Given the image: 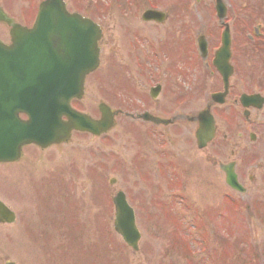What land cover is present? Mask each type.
Returning <instances> with one entry per match:
<instances>
[{
  "label": "rangeland",
  "instance_id": "374dc122",
  "mask_svg": "<svg viewBox=\"0 0 264 264\" xmlns=\"http://www.w3.org/2000/svg\"><path fill=\"white\" fill-rule=\"evenodd\" d=\"M41 1L0 0V8L8 16L17 18L16 21L19 22L20 13L24 17L32 15L37 11ZM64 1L69 12H77L81 15L93 11L91 5L93 7L105 5L101 0ZM165 1L159 0L158 4L162 8L167 5V10L170 12L176 3L169 1L164 3ZM214 1L190 0L189 12L186 14L188 17L184 19L189 27L190 44L201 31L205 33L209 48L217 44L221 29L217 27V20L214 17ZM223 2L228 10V23L232 13L237 11L239 24L232 36L237 39L235 63L238 72L231 80L233 95L227 104L219 109L220 114H217V160L213 158V148L196 150L193 143L194 126L186 123L181 135L173 138L176 146L172 158L175 161L176 171L180 173V179H185L183 177L187 172L185 167H191L196 162L202 164L205 169L203 187L204 183L198 184L197 179L190 178L186 182L183 197H189V202H186L191 211L199 210L200 213L214 214L215 208L220 207L218 205L223 202L225 196L238 204V208L234 209L237 210L236 214L234 211L232 214L228 211L226 212L228 214L220 213L217 220L214 217L212 222H201L205 229L209 225L208 232L212 236H209V240H213V235H217L215 244H212L213 242L210 244L211 249L213 245L217 247V264H231V262L242 264L250 261L251 256L253 259L251 264H264V108L259 113L250 112V124H247L242 117V109L239 106L236 109L229 108L233 98H238L241 94L251 92L264 94V31L261 32L263 35H260V39H255L251 44L247 43L251 34L257 30L256 27L264 26V0H223ZM247 7L253 14V26L246 33L245 29H241L244 26L242 20L245 21ZM118 10L113 5L108 13L112 19L100 25L103 29L100 42L101 65L95 74L87 78L84 97L80 102L75 103L80 111L95 119L99 118L97 105L106 99L103 93L105 71L103 56L105 57L109 49L114 48L113 45L119 46L120 39L124 36L120 34L118 24L114 29L115 25L112 21L118 18ZM92 19L96 23L102 20L99 15ZM135 20L138 21L136 18ZM174 21L178 19L174 18ZM6 38V28L0 24V40L5 41ZM252 50L254 55H251ZM211 57L212 55H209L208 58ZM232 64L234 66L233 62ZM201 69L204 67L200 68L201 74L197 72L190 77L188 86L189 91L194 92L193 95L201 94L198 96L200 97L196 107L198 109H202L208 95L215 90L217 84L215 75L210 76L209 71L203 74ZM202 74L204 76L200 77ZM260 86L263 89H260ZM212 111L216 120L215 111ZM130 127L129 121H125L121 116L118 118L117 127L105 138L96 139L74 134L70 144L57 146L45 152L29 147L25 153L24 163L21 162L18 166L20 173L17 171L12 173L9 171L10 167L0 165V201L11 208L16 215L14 226L0 225V264L8 261L15 264H57L58 259L62 261L60 264H171L173 260V264H187L180 256L182 251L180 242L179 251L170 252L169 249L171 239L167 240L168 235L171 232L178 234L176 231L179 230L178 227L165 221L159 208L155 209L152 205L151 200H154V196L151 185L154 186L156 181L152 178L150 164L142 166L141 174L145 178L144 181L133 171L134 163L140 158L138 151L140 147ZM249 133L256 136L255 142L249 141ZM224 135L227 141L223 144L220 140ZM231 151L235 153L233 157L230 156ZM180 153L182 155L178 158L177 155ZM210 157L217 163L236 161V173L239 182L247 190L246 194L239 195L226 187L222 174L214 167ZM57 172L63 173L61 180L56 176ZM73 172L79 177L73 179ZM111 179L115 181L113 185L108 184ZM50 186H54V189H48ZM56 187L59 190L56 191ZM45 190L46 193L52 191L54 196L58 195V200H54L51 205L55 207L57 213L50 207L47 209L49 212L45 210L41 213L39 210L42 207H35V199L38 198L39 193H45ZM66 190L74 193L73 201H71L72 197L66 194ZM118 191L125 193L135 211L137 228L141 234L138 252L126 247L113 231L114 210L110 201ZM209 191L212 193L208 196ZM165 195L168 200L173 201L170 192ZM34 197L36 198L33 199ZM69 201L71 203H68ZM42 202H45V199ZM245 205L249 207L246 208ZM183 206L184 203L180 205L175 202L171 214L177 219L182 218L183 215L188 216L186 220L189 222H185V226L181 227L185 234L189 229L188 225L197 222L191 221V212L187 210L185 213L181 208ZM73 207L75 210L71 209ZM79 208H81L80 213L77 212ZM232 215L239 219L238 222H230L233 220ZM25 222L29 224L25 225ZM61 222L65 223L61 224ZM82 224L87 229L84 237L74 230V225L79 229ZM104 225H107L109 230L106 233L103 231ZM30 231L33 232V242H27L26 234ZM191 231L194 230L190 228L189 234ZM43 232H46L44 241ZM199 232L202 233L201 230ZM233 238H237L234 245H232ZM191 245L196 249V244ZM27 246L30 248L32 258L28 261L25 252ZM240 250L243 252L242 257L239 256Z\"/></svg>",
  "mask_w": 264,
  "mask_h": 264
},
{
  "label": "flooded vegetation",
  "instance_id": "af4514ba",
  "mask_svg": "<svg viewBox=\"0 0 264 264\" xmlns=\"http://www.w3.org/2000/svg\"><path fill=\"white\" fill-rule=\"evenodd\" d=\"M102 1L106 6H102V9L98 11H90V16H101V22L99 24L97 23L100 26L102 23L112 19L109 17L108 13H110V8H112L113 5L116 6L119 10L118 18L112 20L115 25L114 29L116 28V24H118L120 34H124L125 36L120 39L119 46L113 45L114 48L109 49L105 57L103 56L105 65L103 74V93L106 98L104 104L115 112L117 117L123 116L125 121H129L130 128H132L134 137L137 139L140 147L138 148L140 158L134 163L133 171L138 178L144 181L145 178L141 174L143 170L142 166L150 164L153 174L152 178L156 181L154 186L151 185L154 196V200H151L152 205L155 209H163L169 207L172 202V200H168L165 193L170 192L172 194L174 189H177L179 193H184L186 182L190 178L197 179L199 182L198 184L204 183L202 187L205 185V169L202 167V164L196 162L192 164L191 167H185L187 172L186 175L183 176L185 178L183 180L180 179V173L176 171L175 161L172 158V155H174V146H176V142L173 141V138H177L176 136L181 135L185 123L193 125L195 129L197 123H190L188 118L197 115L209 102L207 100L202 109L196 108L198 106V99L200 98L198 96L201 94L196 96L193 95L194 92L189 91L188 86L190 77L200 72L201 67H204V69H201L203 74L209 71L210 76L215 75L217 83L216 88L209 94L208 99H210L212 94H217L222 91V81L219 74L212 67L211 58L201 60L197 55L194 45L189 42V27L184 19L188 17L186 14L189 12L190 0L165 1L164 3H168V1L176 3L172 8L173 10L169 12L166 5L163 8L164 10L161 11L162 14L160 19H152L149 21L143 20V17L147 12L153 11L160 6L158 4L159 0H113L111 7L107 6L108 0ZM142 8H144V10H142ZM232 16L230 17V23L232 22L231 26L229 25L230 23H228V10L224 23H217L218 28H223L224 24H227L231 35L230 64L233 67V76L229 83L228 99L233 95L231 80L235 77V73L238 72V67L235 63L237 39L232 36L235 33L234 29L239 24L237 20V11L236 13H232ZM135 18L138 21H136ZM174 18L178 19V21H174ZM251 18L252 16L250 14L249 16L248 14L246 15L247 29H251L253 26ZM100 28L103 33L101 26ZM263 31L264 30H262V32ZM247 32L249 31L246 30V33ZM256 32L257 30L255 33ZM256 35H259V31ZM250 40L252 41L250 43L254 42L252 37H250ZM3 42H5L4 44L7 46L10 44L8 35ZM216 49H218V42L214 47L208 48L207 56H213ZM251 55H254L253 50ZM203 74L200 77L204 76ZM259 88L263 89L262 86ZM202 91L203 94H205L204 88ZM254 94L264 97V94L261 95L258 92H251L248 95ZM112 106H114V108ZM116 106L118 107L116 108ZM237 107V97H234L229 108L236 109ZM219 109H221V106L217 104L211 106V110L215 111L216 123L218 120L217 114H220ZM251 111L259 113L262 110L256 111L250 109L249 112ZM144 113L152 118V122H144L132 117ZM248 116H250V113ZM174 132H177V134ZM173 134H175V136ZM224 140L226 141L227 139L224 138ZM27 148L29 147L22 150L21 159L16 163L6 165L11 168V170H9L10 172L15 173L17 171L20 173L18 166H20L21 162L22 164L24 163ZM213 149V158L217 160V142ZM47 150H44V152ZM39 152L43 151L39 150ZM80 152H84V150H80ZM182 153L177 155L178 158L181 157ZM233 153L234 152L231 151V155ZM184 156L185 155H183V157ZM213 158L210 157V161L213 160L214 167L217 168V161L215 162ZM202 161L205 164L204 159ZM234 168L236 171L237 163H235ZM57 174L60 175L63 173L57 172ZM55 190L57 191L59 189L56 187ZM214 190H217V188H214ZM71 195L70 193V197ZM54 198L58 200V195L55 194ZM185 198L189 202V197ZM163 199L164 201L162 202ZM215 211H217V208H215ZM63 223L65 222H61V224ZM15 224L16 222H13L12 224L1 226H14ZM28 224L29 222H25V225ZM41 224H43V222H41ZM74 227V230L78 232V227L76 225H74ZM107 229V225H104V233L108 231ZM32 233V231L27 232V242H33L34 236ZM45 237L46 232H43V241ZM74 241L78 244L75 239ZM28 248L25 250L27 261L32 260L29 251L30 248ZM169 249L170 252H173L172 245H170ZM42 259L45 261L44 255H42ZM61 262L60 259L57 260V264Z\"/></svg>",
  "mask_w": 264,
  "mask_h": 264
},
{
  "label": "water",
  "instance_id": "95a60500",
  "mask_svg": "<svg viewBox=\"0 0 264 264\" xmlns=\"http://www.w3.org/2000/svg\"><path fill=\"white\" fill-rule=\"evenodd\" d=\"M217 8L222 18L223 7L218 4ZM0 20L11 28L12 38L11 47L0 44V163L16 160L25 145L44 148L66 141L72 130L93 135L106 132L112 126V116L104 106L99 107L100 121H93L69 107L71 99L81 98L85 76L98 66V28L89 20L68 14L63 0H44L29 30L17 26L1 12ZM222 43L216 67L227 88L231 74L227 65V33ZM222 98L223 95L219 96L220 103ZM250 100L242 96L240 102L246 107ZM18 114L27 116V122H21ZM198 120L196 139L199 148H203L213 139L214 122L208 111L201 113ZM220 169L225 174L226 185L242 193L232 166H220ZM113 203L114 230L136 250L139 234L133 212L121 194ZM12 221L11 212L0 203V222Z\"/></svg>",
  "mask_w": 264,
  "mask_h": 264
}]
</instances>
